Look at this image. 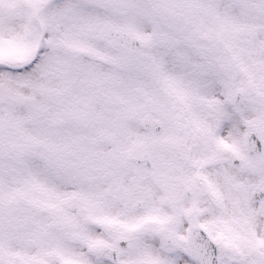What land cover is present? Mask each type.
Returning <instances> with one entry per match:
<instances>
[{
	"label": "snow or ice",
	"instance_id": "obj_1",
	"mask_svg": "<svg viewBox=\"0 0 264 264\" xmlns=\"http://www.w3.org/2000/svg\"><path fill=\"white\" fill-rule=\"evenodd\" d=\"M0 264H264V0H0Z\"/></svg>",
	"mask_w": 264,
	"mask_h": 264
}]
</instances>
